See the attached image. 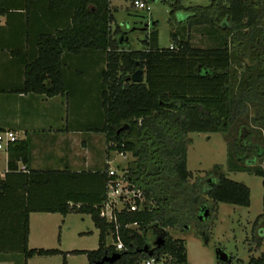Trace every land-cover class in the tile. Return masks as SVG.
Wrapping results in <instances>:
<instances>
[{
    "label": "trees",
    "instance_id": "1",
    "mask_svg": "<svg viewBox=\"0 0 264 264\" xmlns=\"http://www.w3.org/2000/svg\"><path fill=\"white\" fill-rule=\"evenodd\" d=\"M33 1L52 13H67L68 22L36 35V58L25 67L20 93L46 98L62 95L67 91L65 57L96 55L94 63L103 64L96 73L100 81L99 123L90 131L103 134L106 156L129 154L133 159L126 164L123 177L141 192L144 206L136 212L125 207L116 215L124 250L112 264H139L145 255L137 250L153 238L158 240V255L170 256L172 264H187L184 241L171 238L167 230H186L189 222L200 229L214 213L216 204L249 206L248 188L221 173L216 179H205L201 189L188 185L192 174L186 169L185 137L193 133L224 135L240 116L247 121L244 127L249 129V137L253 130H264V0H208L204 7L187 8H182L179 0H162L168 4L169 15L178 10L185 12L186 18L179 26L184 38L171 31L169 47L159 48L152 24L141 50L120 48L115 39L118 28L110 30L113 16L109 0H25V8ZM199 25L209 26L221 38V45L209 49L192 47L188 31ZM242 58L252 65L247 69L249 73L238 79L232 67L239 65ZM135 70L142 73L140 83L127 80ZM248 107L256 109L250 117ZM243 146L256 158L264 156L263 148L257 144L246 141ZM6 150L7 168L0 178V195H5L13 183L24 194V234L30 213L87 215L97 230L94 251L26 250L22 241L23 264L32 257L54 255H61V264H65V254L83 255L87 264H94L113 253V248L105 244L113 225L98 215L111 179L107 164L102 171L93 173L18 171L16 162H27L25 144L14 142ZM227 158L228 171L260 178L264 192V169L237 167L231 161L239 157L231 158L229 154ZM247 164L254 165V160ZM133 223L135 229H124ZM202 236L206 243L205 233ZM248 264H264V259L250 258Z\"/></svg>",
    "mask_w": 264,
    "mask_h": 264
},
{
    "label": "crops",
    "instance_id": "2",
    "mask_svg": "<svg viewBox=\"0 0 264 264\" xmlns=\"http://www.w3.org/2000/svg\"><path fill=\"white\" fill-rule=\"evenodd\" d=\"M111 3L112 0H109L110 9ZM24 4L25 0H0V10L3 11L0 14V131L14 133L15 142L24 143L27 150L26 164L16 162V169L100 172L109 161L108 158L116 155L109 153L106 156L103 134L90 131L99 123L97 99L100 81L96 73L103 64L100 61L97 65L94 63L96 55L66 56V93L51 98L20 93L25 67L36 58V35L49 33L59 24L65 25L68 22L65 12L47 11L38 1L31 2L26 8ZM120 48L123 49L122 44ZM70 105L74 113L67 116ZM6 168L7 150H4L0 151V178ZM15 186L16 184H11V189L5 195H0V264H23L20 252L22 241L26 250H57L61 253L94 251L60 250L52 245L44 246L34 242L35 233L38 235L40 230L32 228L31 217L59 214L30 213L27 232L24 234L21 217L23 202L25 206L24 194L22 196ZM55 242L59 244L58 232ZM193 247L202 249L197 240H192L191 248ZM185 254L186 263L191 264L186 248ZM74 256L78 255L65 254V264ZM58 257L61 255L32 257L24 264H46L49 260L56 262Z\"/></svg>",
    "mask_w": 264,
    "mask_h": 264
},
{
    "label": "rangeland",
    "instance_id": "3",
    "mask_svg": "<svg viewBox=\"0 0 264 264\" xmlns=\"http://www.w3.org/2000/svg\"><path fill=\"white\" fill-rule=\"evenodd\" d=\"M132 1L112 0L111 3L113 22L110 25V30L113 31L116 27L118 28L115 35L118 44L122 42L124 50L143 49L142 41L147 36L152 24H154L158 47L168 48L170 45V32L181 33L179 26L183 24L186 18L185 12L178 10L169 15L168 4L162 0H138L144 2L148 7V12H146L133 7ZM207 4L208 0H179V5L182 8L204 7ZM146 22H148L147 26ZM181 34L184 38L185 34ZM188 39L192 47L199 49L215 48L221 45V38L216 33L211 32L210 27L207 25L191 28L188 31ZM238 62L239 65L235 63L232 69L239 79L249 73L247 69L252 63L246 58H242ZM69 107L66 114L72 116L74 111L71 105ZM246 111L250 117L256 109L248 107ZM245 123H247L245 118L240 116L224 135L219 133H193L185 137L187 141L186 169L192 174V178L188 182L189 186L201 189V187H204L203 182L205 179L208 177L216 179L217 174L221 173L225 178L240 183L249 190V206L247 208L216 204L214 206V216L210 214L209 220L202 223L200 229L196 226V223L189 222L186 230H180L179 228L167 230L171 238L184 241L187 254L191 258V264H223L215 259V251L218 250L230 260L229 264H248L250 258L263 257L264 259V210H262L264 192L261 179L248 173L230 172L227 169L229 154L231 158L234 156L240 158L238 161L234 158L231 161L237 167L264 169V156L256 158L251 150L243 146L246 141H250L251 145L257 144L264 151V130H253V135L249 137V129L246 126L244 127ZM236 146L239 147L238 151ZM123 156L124 159L117 155L108 158L110 161L108 167L115 170L118 175L123 173L127 163L133 161L129 154ZM251 160H254L252 166L247 164ZM214 168L216 169L214 170ZM202 199H204L203 196ZM30 223H32L33 229L40 230L38 235L35 233L34 237V242L37 244L52 245L60 250L96 249L97 230L93 227L87 215L68 214L65 217L59 215H33ZM57 232L59 234V244L55 242ZM203 233L207 237L206 243L203 242ZM149 235L150 232L146 234V237H149ZM192 240L199 241L202 249L191 248ZM105 244H110L109 238L105 240ZM53 261L49 260L46 264H61V257H58L56 262ZM67 264H87V262L84 256L78 255L69 258Z\"/></svg>",
    "mask_w": 264,
    "mask_h": 264
},
{
    "label": "built area",
    "instance_id": "4",
    "mask_svg": "<svg viewBox=\"0 0 264 264\" xmlns=\"http://www.w3.org/2000/svg\"><path fill=\"white\" fill-rule=\"evenodd\" d=\"M132 6L139 10H145L146 12H148V7L145 5L144 2L134 0L132 2ZM15 141H16V135L14 133L9 131H3V132L1 131L0 151L6 150L7 145L14 143ZM116 155L124 159L123 156L124 154H116ZM109 163L110 161L106 162L107 176L108 178L111 179L106 186L105 200L99 206L98 215L105 222L111 223L113 225V230L109 233L108 236V238L110 239V244L106 245V246H111L113 248V253L104 255L103 257L118 255L120 252L124 250L118 232L119 226L116 223V215L120 213V211L125 207H127V211L129 212H136L142 210V207L144 206L141 192L127 183V181L123 177V174H125L124 171L121 175H118L117 173H115V170H113L111 167H108ZM136 201L138 202L137 204L135 203ZM135 228H136V224L134 223L124 226V229H135ZM155 239L156 238L151 239L147 243V245L144 246L145 247L144 252L141 251L142 249L137 250L138 254L145 255V258L140 260L139 264H172L170 256L165 254L158 255L155 252V250L157 249V247L154 245Z\"/></svg>",
    "mask_w": 264,
    "mask_h": 264
},
{
    "label": "water",
    "instance_id": "5",
    "mask_svg": "<svg viewBox=\"0 0 264 264\" xmlns=\"http://www.w3.org/2000/svg\"><path fill=\"white\" fill-rule=\"evenodd\" d=\"M148 3H150V1H148ZM146 26H147V22H146ZM142 73L140 70H135L131 75L128 76L127 80L132 82V83H140L142 81ZM202 217H206V212L203 213ZM199 219H201V217H199ZM154 245L156 247H158V240L155 239L154 241ZM142 252L145 251V247L142 248L141 250ZM118 259V255H111L110 257H103L100 261H98L96 264H112L114 263L116 260ZM215 259L216 261H218L219 263H223V264H229L230 260L226 257V255H224L222 252L215 251Z\"/></svg>",
    "mask_w": 264,
    "mask_h": 264
}]
</instances>
